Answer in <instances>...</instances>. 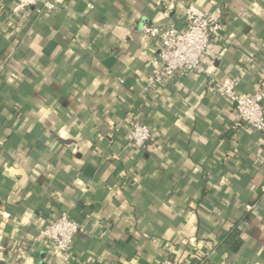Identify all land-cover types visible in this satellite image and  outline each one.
<instances>
[{"label": "crops", "instance_id": "obj_1", "mask_svg": "<svg viewBox=\"0 0 264 264\" xmlns=\"http://www.w3.org/2000/svg\"><path fill=\"white\" fill-rule=\"evenodd\" d=\"M42 2L57 10L12 23L16 0H0V264H63L40 239L62 215L86 229L72 264H264V144L212 92L264 88V0ZM190 4L224 9L223 41L205 75L150 91L159 44L142 28L182 27ZM128 113L152 129L143 151L119 128Z\"/></svg>", "mask_w": 264, "mask_h": 264}, {"label": "built area", "instance_id": "obj_2", "mask_svg": "<svg viewBox=\"0 0 264 264\" xmlns=\"http://www.w3.org/2000/svg\"><path fill=\"white\" fill-rule=\"evenodd\" d=\"M28 10H34L41 16L44 12H54L57 6L51 2L43 3L42 0H16L14 8L7 15V21L17 22ZM182 10L184 13L182 27L144 25L142 28L146 36L159 44L156 65L151 69L146 82V88L150 91H155L178 75L189 73L205 75L207 56L223 41L226 24L225 11L222 7L206 12L190 4L182 6ZM165 16L169 18V13L165 12ZM238 88L237 79L212 82V92L227 99L235 109L236 127L244 126L258 133L264 144V88H259L257 92L248 96H242ZM125 127L128 144L134 150L143 151L153 138L150 126L137 120L134 113H128L120 123V129ZM260 195L264 197V183L260 188ZM244 209L249 214L259 215L262 208L256 203L248 204ZM85 233L86 229L81 224L67 215H62L51 220L42 229L40 239L64 258L63 264H72L74 240ZM209 259L210 254L184 263L167 258L161 264H208Z\"/></svg>", "mask_w": 264, "mask_h": 264}, {"label": "trees", "instance_id": "obj_3", "mask_svg": "<svg viewBox=\"0 0 264 264\" xmlns=\"http://www.w3.org/2000/svg\"><path fill=\"white\" fill-rule=\"evenodd\" d=\"M224 245L228 247L230 250L238 251L240 249V247L243 244H242V239H241V231L239 230L238 227H236L232 233L225 236Z\"/></svg>", "mask_w": 264, "mask_h": 264}]
</instances>
